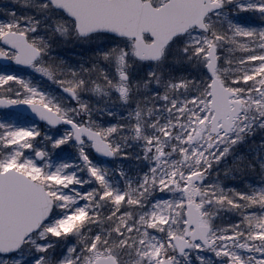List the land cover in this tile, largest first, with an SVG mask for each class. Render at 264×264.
Listing matches in <instances>:
<instances>
[{
	"label": "snow or ice",
	"instance_id": "1",
	"mask_svg": "<svg viewBox=\"0 0 264 264\" xmlns=\"http://www.w3.org/2000/svg\"><path fill=\"white\" fill-rule=\"evenodd\" d=\"M0 7V264H264V0Z\"/></svg>",
	"mask_w": 264,
	"mask_h": 264
},
{
	"label": "rangeland",
	"instance_id": "2",
	"mask_svg": "<svg viewBox=\"0 0 264 264\" xmlns=\"http://www.w3.org/2000/svg\"><path fill=\"white\" fill-rule=\"evenodd\" d=\"M10 6L9 0H0V7Z\"/></svg>",
	"mask_w": 264,
	"mask_h": 264
}]
</instances>
